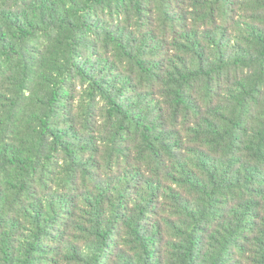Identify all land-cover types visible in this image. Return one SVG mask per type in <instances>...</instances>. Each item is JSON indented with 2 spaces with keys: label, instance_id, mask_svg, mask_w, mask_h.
<instances>
[{
  "label": "trees",
  "instance_id": "trees-1",
  "mask_svg": "<svg viewBox=\"0 0 264 264\" xmlns=\"http://www.w3.org/2000/svg\"><path fill=\"white\" fill-rule=\"evenodd\" d=\"M0 264H264V0H0Z\"/></svg>",
  "mask_w": 264,
  "mask_h": 264
}]
</instances>
